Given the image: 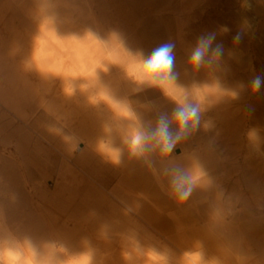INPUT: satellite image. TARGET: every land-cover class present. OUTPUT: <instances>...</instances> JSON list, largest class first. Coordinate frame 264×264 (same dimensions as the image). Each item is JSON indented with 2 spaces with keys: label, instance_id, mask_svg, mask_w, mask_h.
<instances>
[{
  "label": "rangeland",
  "instance_id": "rangeland-1",
  "mask_svg": "<svg viewBox=\"0 0 264 264\" xmlns=\"http://www.w3.org/2000/svg\"><path fill=\"white\" fill-rule=\"evenodd\" d=\"M183 1L0 0V86L7 63L21 83L43 79L53 93L43 107L22 98L11 113L0 99V125L12 129L0 130V163L16 161L19 184L0 174V264H87L91 251L104 262L90 264H264V156L246 132L258 131L264 151V104L240 112L259 117L241 137L233 117L210 105L208 59L189 64L209 33L207 0ZM169 42L178 76L163 95L150 87L145 57ZM170 98L198 109L200 130L167 155ZM35 116L49 142L24 125ZM84 154L104 188L73 165ZM192 158L203 162L199 184L180 187L170 177ZM134 172L147 188L126 180ZM90 202L96 220L83 216Z\"/></svg>",
  "mask_w": 264,
  "mask_h": 264
},
{
  "label": "bare ground",
  "instance_id": "bare-ground-1",
  "mask_svg": "<svg viewBox=\"0 0 264 264\" xmlns=\"http://www.w3.org/2000/svg\"><path fill=\"white\" fill-rule=\"evenodd\" d=\"M185 1L187 0H184L183 2ZM189 1L190 4L192 1L194 2V0ZM189 1H187V4ZM242 2L243 0H207V20L209 24V33H216V38L212 42V47L215 48L217 44H222L224 48V54L220 58V61L217 60L215 54H212L211 57L208 58L210 74V79L207 85L208 99L212 107L225 110L229 116L233 117V121L238 124L235 125V128L238 129L237 132L240 137L241 132L245 131L242 130V128H245L248 124L257 123L259 121V117H257V115L246 118V116L241 115L240 112L243 109H258V107L260 108V106L264 104V102H262L260 98H258L259 100H256L257 98H253L256 97L257 94L264 96V86H261L260 90L256 93H252L250 87V81L255 76L259 75L261 77H264V0H250V10L246 7H241ZM182 4L184 5V3ZM187 4L185 2V5ZM251 21L256 22L250 25ZM227 23L230 24L227 26ZM224 28L228 29L226 33L222 32ZM241 30L245 32L244 38L239 45H234L232 42L233 36ZM5 68L7 70V73L5 78V85L0 86V99L3 101L4 107L8 112H10L11 109L12 111H14L18 107L22 98L36 99L35 101L39 102V105L43 107L45 96L49 95L50 97H52L53 93L51 92L50 87L47 88L48 86L44 83L43 79H40L37 85L32 84L27 79H24L21 83L20 76L15 69L16 67L12 68L9 64L6 63ZM40 74V76L43 78H47L49 76L45 72H40ZM120 78L123 81L125 79V75H121ZM234 93H240L239 99H233ZM47 107L48 106H46V108ZM12 114L14 117L16 115L18 116L16 112H13ZM24 125L30 132L34 133L35 136L41 139H46L49 142L48 138H45L43 132L40 129L41 120L39 117L35 116L33 122L24 121ZM0 130H6L7 132L12 131L11 126L5 121H3V123L0 125ZM251 130H253L252 127L249 130L247 129V135ZM14 132L18 133L19 131L14 130ZM25 140L26 137L24 135H21V139L19 141L20 143L17 142L16 147L18 148L20 145L23 146L21 142ZM249 141H251V146L255 150H257L258 155L264 156V151H262L260 147V137L257 130H254L253 136L252 138H249ZM33 149L35 151V148ZM64 154L65 156H67L69 161L73 160L70 159L69 150L64 151ZM84 157H86L85 154L81 155L76 161L73 162V165L81 169L88 181L104 188L105 184L99 179L97 173L91 172L85 166L86 164L84 165V163H86ZM262 159H264V157H262ZM12 163L17 165L16 161ZM12 163H0V174L5 177L8 186L16 188L19 184L17 182L15 167ZM202 164L203 162L196 158L188 159L186 165L183 167L184 171L179 172V174H177L176 176H171L170 178L180 187L194 189L195 184H197L198 186V179L199 177H201L200 173H197L196 171ZM126 180L132 181V183L137 184L138 188L148 187L140 172H134L127 175ZM0 200L2 201V197H0ZM17 204L20 205V200L17 202ZM99 209L100 208L98 204L92 205V203L90 202L85 206V209L82 213L85 218L96 220L98 214L97 212ZM67 210L71 213L73 212L71 208H67ZM136 216L138 219H141L139 215ZM28 228L29 226L27 227V229ZM90 253L92 257L90 256L91 258L89 259V262L87 264H90L91 262L99 258L102 262H104V256L102 255V252L91 251Z\"/></svg>",
  "mask_w": 264,
  "mask_h": 264
},
{
  "label": "clouds",
  "instance_id": "clouds-1",
  "mask_svg": "<svg viewBox=\"0 0 264 264\" xmlns=\"http://www.w3.org/2000/svg\"><path fill=\"white\" fill-rule=\"evenodd\" d=\"M241 7H246L251 9L250 0H243ZM228 29L224 28L222 32H227ZM245 32L243 30L238 31L233 36V44L239 45L243 40ZM216 38L215 32H210L205 35L198 37L195 46L192 48L189 64L199 68L202 62L205 59L211 57L212 54H215L217 60L220 61V58L224 54V48L222 44H217L215 48L212 47V42ZM174 45L172 43H164L159 47L153 49L150 55L145 57V65L148 72V79L151 81L150 87L157 88L163 94L164 91V82L167 81L171 76L177 75L175 71V55H174ZM231 54V53H230ZM158 81V82H157ZM264 85V77L259 75L255 76L250 81V87L252 93H256L260 90L261 86ZM243 87V86H241ZM240 93H234L233 99H239ZM170 101L173 103L174 108L167 119V126L162 129V135L167 140V155H169L178 143L185 141L190 136L194 135L197 131L200 130L199 123L193 122L194 116H199V111L196 108H193L190 112L187 110V106L183 100L178 98H170ZM204 130H209V125L205 124ZM255 129L248 132V137L252 138L253 132ZM159 152L164 154V146L159 148Z\"/></svg>",
  "mask_w": 264,
  "mask_h": 264
},
{
  "label": "water",
  "instance_id": "water-1",
  "mask_svg": "<svg viewBox=\"0 0 264 264\" xmlns=\"http://www.w3.org/2000/svg\"><path fill=\"white\" fill-rule=\"evenodd\" d=\"M176 152L178 153L179 152V149H176Z\"/></svg>",
  "mask_w": 264,
  "mask_h": 264
}]
</instances>
